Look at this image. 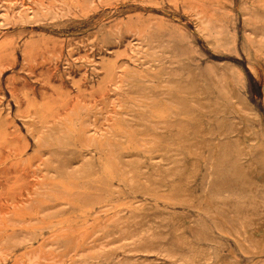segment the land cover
<instances>
[{
	"label": "rangeland",
	"instance_id": "rangeland-1",
	"mask_svg": "<svg viewBox=\"0 0 264 264\" xmlns=\"http://www.w3.org/2000/svg\"><path fill=\"white\" fill-rule=\"evenodd\" d=\"M255 159L264 0H0V264H264L213 218Z\"/></svg>",
	"mask_w": 264,
	"mask_h": 264
},
{
	"label": "bare ground",
	"instance_id": "bare-ground-1",
	"mask_svg": "<svg viewBox=\"0 0 264 264\" xmlns=\"http://www.w3.org/2000/svg\"><path fill=\"white\" fill-rule=\"evenodd\" d=\"M155 66V65H153ZM188 97V96H187ZM231 97V96H230ZM237 99V97H236ZM236 102V101H235ZM221 108V106H220ZM235 110V108H234ZM242 112V111H241ZM225 113V112H224ZM240 115V114H238ZM242 117V116H241ZM246 117V116H245ZM226 126V125H225ZM227 128V127H225ZM224 128L223 131H227L226 129ZM241 128V127H240ZM239 128V129H240ZM249 128V127H248ZM232 129V128H231ZM242 130V129H241ZM253 132V131H252ZM224 133V132H223ZM230 133V132H229ZM228 133V134H229ZM239 133V132H238ZM246 133V131H245ZM249 133V132H248ZM251 135V134H250ZM226 136V134H225ZM237 136V135H236ZM249 137V135H247ZM253 136V135H252ZM250 138V137H249ZM248 138V139H249ZM220 139V138H219ZM245 139V137H244ZM252 139H255L257 140V138H252ZM250 139V140H252ZM244 142V141H243ZM249 142V141H248ZM251 142V141H250ZM249 142V143H250ZM259 142V141H258ZM253 143V141H252ZM251 143V144H252ZM260 145H261V142H259ZM216 145V144H215ZM237 145V143H236ZM245 145V142L244 144ZM260 145L258 144H252V146L248 147L245 151H246V155H249V156H253L255 151L257 150H260L259 147H261ZM244 148V147H243ZM218 149V148H217ZM262 147H261V150L260 152H263L262 151ZM236 151V150H235ZM242 151V150H241ZM221 152V151H220ZM223 152V151H222ZM259 152V151H257ZM126 153V152H124ZM216 153V152H215ZM127 154V153H126ZM258 154V153H257ZM243 155V154H242ZM256 155V153H255ZM238 157V156H237ZM246 157V156H244ZM128 158V157H127ZM250 158V157H249ZM254 158V157H253ZM230 159V158H229ZM238 160V159H237ZM256 160V159H255ZM232 161V160H231ZM226 160H225V156L224 154L218 156V158H214L211 162H210V177L212 178V176H215V175H219L222 178H224V176L226 175L225 172L227 169L226 168ZM228 163V162H227ZM231 163V162H230ZM234 164V163H233ZM141 165V164H140ZM238 164H236L237 166ZM144 166V165H143ZM141 166V167H143ZM240 166V165H239ZM230 167V166H229ZM200 170V169H199ZM231 172V170H230ZM255 175V174H261L263 176V183L260 187L256 188L252 183L248 182V181H244L242 184H240V186L236 189V191L234 190H227V193L230 194L229 197L231 198V203L233 204V207H234V210H236V213L237 211H241L243 212V210H245L243 212V214L245 213L246 214V210L248 211H251V214L250 216H245L244 214V217H240L239 221L237 219V222H239V230H234V227L233 224L230 222V221H227L225 218H224V215H223V212L221 211H215L213 212L214 213V219L215 217L216 218H220V219H216V221H219L218 223V228L219 230L223 233V234H226V235H232L234 236L236 239V241L238 242L239 244V241H241L242 243L245 242L247 240H249V243L253 244V246L255 245H259L256 243V239L254 240V236L251 235V232L253 233V230L254 227L258 224H255L256 220H255V217H259V218H262L261 221H260V225L262 226V229L264 230V160L263 159H260V160H256V161H252V164L248 166L247 170L244 172V175L246 176L247 179H249L250 177V181L252 176ZM235 176V175H234ZM256 177V176H255ZM191 178V177H190ZM215 178V177H214ZM219 178V177H218ZM227 178V177H226ZM245 178V177H244ZM213 179V178H212ZM217 179V178H216ZM235 179V178H234ZM237 179V178H236ZM253 179V178H252ZM211 180V179H210ZM224 180H226L224 178ZM229 180V179H228ZM243 180V179H242ZM227 181V180H226ZM230 181V180H229ZM237 181V180H236ZM241 182V180H239ZM224 182V181H223ZM221 183V182H220ZM237 183V182H236ZM236 185V184H235ZM222 190V189H221ZM224 194V193H223ZM213 195V194H212ZM215 196L219 199H223V195L219 192H217V194H215ZM211 198H213L212 196H210ZM216 198V199H217ZM214 199V198H213ZM218 199V200H219ZM226 199L228 198H225V200H223L224 202L227 201ZM208 200V199H207ZM221 201V200H220ZM228 201H230V199H228ZM223 202V203H224ZM205 203V202H204ZM226 203V202H225ZM224 203V204H225ZM209 204V203H208ZM227 204V203H226ZM203 205V204H202ZM211 206V205H210ZM227 206V205H226ZM203 208V207H202ZM212 209V207L210 208ZM201 211V210H200ZM241 215V214H240ZM212 217V216H211ZM233 217V216H232ZM172 218V217H171ZM234 218V217H233ZM232 219V218H231ZM215 221V222H216ZM233 221V220H232ZM180 222V221H179ZM258 223V222H256ZM154 225V224H153ZM200 227V226H199ZM182 228V227H181ZM200 229V228H199ZM253 230V231H252ZM259 231V230H258ZM176 233V232H175ZM255 233V232H254ZM196 235V234H195ZM183 236V235H182ZM177 237V236H176ZM180 238V237H179ZM188 238V237H187ZM191 239V238H190ZM215 239V238H214ZM214 239H213V236L211 233H208V232H201L199 233L198 235V245L199 243L201 242H214ZM185 240H188V239H185ZM261 240V239H260ZM264 241V240H263ZM188 242V241H187ZM180 245L182 246H185L189 249V252H190V256H182L180 258V261L184 264H200V262L202 261H211V260H218L219 259V256L216 255V253L213 252V254L211 253L212 257H209L207 254L209 253H205V251L199 249L196 244L193 245H187L185 244L183 241L179 240L178 242ZM190 243V242H189ZM188 243V244H189ZM241 243V244H242ZM244 243V244H245ZM261 244V242H259ZM155 245V244H154ZM225 246H227L225 244ZM248 246V245H247ZM264 247V246H263ZM262 249V248H261ZM257 250V249H256ZM233 251V250H232ZM252 251V250H251ZM246 252V251H245ZM253 252V251H252ZM176 253V252H175ZM250 253V252H249ZM172 254V253H171ZM210 255V253H209ZM177 256V255H176ZM228 258V257H227ZM221 259V258H220ZM226 259V258H225ZM237 261V260H236ZM220 262V261H219ZM229 263V262H227ZM224 264V263H223Z\"/></svg>",
	"mask_w": 264,
	"mask_h": 264
}]
</instances>
